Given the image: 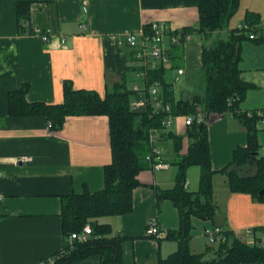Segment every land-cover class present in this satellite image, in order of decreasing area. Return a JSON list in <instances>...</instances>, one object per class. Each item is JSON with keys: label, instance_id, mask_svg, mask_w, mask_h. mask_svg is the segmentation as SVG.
Returning a JSON list of instances; mask_svg holds the SVG:
<instances>
[{"label": "crops", "instance_id": "obj_1", "mask_svg": "<svg viewBox=\"0 0 264 264\" xmlns=\"http://www.w3.org/2000/svg\"><path fill=\"white\" fill-rule=\"evenodd\" d=\"M20 1L30 3L29 20L19 18ZM239 10L241 23L248 11L258 13L264 21V0H240ZM156 20H164L180 31L198 27V0H0V264H41L61 252L66 244L61 214L64 196L103 188L105 165L112 159L107 115H68L61 128H53L44 116L10 114V92L27 85L29 102L61 103L64 82L69 80L75 88L93 89L104 95L128 71L132 49L121 44L125 36L141 33ZM81 22L86 23L87 30H80ZM34 27L48 31L51 40L44 41L40 35L25 31ZM232 28L217 30L212 37ZM188 35L181 48L182 62L175 64L170 57L165 63L174 70L173 79L168 76L174 83L187 72L191 78L199 75L195 71L202 64L204 37L196 31ZM63 37L66 42H62ZM254 42L264 49V41ZM169 43L166 38L168 49ZM263 62L264 57H260L256 64ZM179 68L183 74H178ZM126 75L134 85L145 88V77L136 72ZM174 89L177 98H190L197 92L193 86L182 89L175 85ZM263 108L264 104L258 103L240 107L247 112ZM176 116L158 142L169 166L153 169L148 163L138 174L141 184L134 190L132 211L101 219L111 223L114 235L124 236L122 258L126 264H159L160 259L178 250V240L167 236L179 228L178 209L172 200L157 197L158 188L176 183V153L166 132L171 129L183 136L181 153L189 144L186 115ZM206 122L216 170L213 185L217 213L213 220L194 217L193 222L220 225L247 242L253 237L264 239L260 229L253 237L247 235L249 228L264 226V202L248 193L232 192L228 175L220 171L231 162L238 146H247V127L231 111L210 113ZM257 127L263 150L260 154L264 155V127L259 123ZM24 157L28 160L21 161ZM242 171L254 173L256 165L245 166ZM200 173L198 165L188 169V189H199ZM223 197L228 211L221 207ZM227 216L232 221L230 226ZM154 218L164 227L165 236L147 234L148 223ZM241 230L246 231V239L239 234ZM193 231L191 242L200 236ZM71 264H100V258L92 255Z\"/></svg>", "mask_w": 264, "mask_h": 264}, {"label": "trees", "instance_id": "obj_2", "mask_svg": "<svg viewBox=\"0 0 264 264\" xmlns=\"http://www.w3.org/2000/svg\"><path fill=\"white\" fill-rule=\"evenodd\" d=\"M240 7V0H198V27H185L179 44L169 43V55L174 58L176 49H181L186 36L194 31L203 34L205 39L213 38V32L226 29L232 17ZM18 15L21 21L29 20L30 3L18 2ZM260 21L258 13L246 12L243 22L249 24ZM150 26H145L149 31ZM34 33V28L25 30ZM250 39L247 33L240 32L239 27L223 32L212 43L202 42L200 71L204 77V90L197 91L190 98H177L174 81L168 79V67L159 63L156 68L147 69L145 91L155 82L160 84V96L164 104H169L174 115H192L193 121L188 125L189 140L185 153L183 136L169 129L166 137L174 143L177 165L176 183L173 187L158 188V200L170 199L178 209L180 225L177 230L169 231L168 237L178 240V250L162 258L159 264H264V247L262 238L255 237L249 243L231 230H225L226 240L216 247V255L211 259L205 253L191 250L193 218L213 220L217 213L214 200L213 175L216 170L212 164L210 140L207 122L197 121L198 108L206 115L231 111L247 127L248 144L238 146L233 152L230 163L220 171L228 175L229 188L232 192L248 193L254 199L264 202V155L260 154L258 121L254 113L240 109L247 92L255 86L248 81L240 66L242 44ZM140 67L129 66V72H138ZM126 73V74H127ZM125 73L121 82L104 95L93 89L75 88L71 81L64 82V100L61 103H31L26 99L27 85L10 92L9 110L12 115L44 116L53 128H61L68 115H99L109 118L112 159L105 165L104 187L97 191L85 189L82 193L65 195L62 202V225L66 237L65 248L55 254L53 264H71L92 255H98L100 264H126L122 258L124 236L114 235L112 225L101 219L109 216L123 215L133 209V194L141 182L138 174L148 166L146 159L150 151L149 132L152 127L164 128L163 119L167 111L156 109L152 104L135 110L131 102L136 92L128 86L130 75ZM138 75V74H137ZM264 110V108H263ZM259 152V154H256ZM256 165V172H243L245 166ZM200 166V184L197 191L186 185L188 169ZM90 224L92 234L86 241L70 240L73 232H81ZM262 230L264 226L253 230Z\"/></svg>", "mask_w": 264, "mask_h": 264}, {"label": "built area", "instance_id": "obj_3", "mask_svg": "<svg viewBox=\"0 0 264 264\" xmlns=\"http://www.w3.org/2000/svg\"><path fill=\"white\" fill-rule=\"evenodd\" d=\"M150 30L142 31L141 33L130 32L125 36V39L121 42L125 43L132 49V57L128 60L129 66L140 67L137 74L142 77H146L147 69L156 68L159 63H166L170 60L169 49L165 45L166 38L169 39L170 44H179L183 36L180 30H176L170 24L164 20H156L149 23ZM80 30H87V25L85 22L79 24ZM240 32H245L250 39H263L264 38V21H259L257 23L249 24L247 22H242L238 25ZM42 37L44 41L51 40V34L48 31H45L39 27H34V33ZM186 39L189 38V35H185ZM62 42H66V38H61ZM184 70L182 68L178 69V74H183ZM133 90L136 92L131 105L135 110L141 109L146 105L152 104L156 109H163L167 111V116L163 119V127H152L149 132V143L150 151L146 156V159L150 161L153 169H161L169 166V163L165 160L164 154L160 146L158 145L159 138L163 133L165 128H170L175 119L177 118L171 112L169 104H164L160 96V84L155 82L148 89V95L145 91V88L139 87L138 84H135ZM256 113L260 119L258 123L264 127V110L257 109L249 111V115ZM197 121L206 122V113L198 108L197 111ZM193 121L192 115L185 116V124L189 125ZM28 160L27 157L21 158V161ZM188 185V181L186 182ZM92 226L87 224L81 232H73L70 236V240L78 239L80 241H86L90 238L92 234ZM147 234L155 237H163L167 234L164 227L154 218L149 221ZM225 230L220 225H212L211 227H206L205 234L209 239L211 246H217L220 243L226 240L224 234ZM254 230L249 228L247 230V235L253 237ZM249 243H254L255 238L248 241ZM262 246L264 247V239L261 241ZM55 262V256L44 260L41 264H53Z\"/></svg>", "mask_w": 264, "mask_h": 264}, {"label": "rangeland", "instance_id": "obj_4", "mask_svg": "<svg viewBox=\"0 0 264 264\" xmlns=\"http://www.w3.org/2000/svg\"><path fill=\"white\" fill-rule=\"evenodd\" d=\"M241 10V9H240ZM237 11L236 14L232 17V19L230 20V24L229 26L226 28H232V26H236L239 25L241 23V11ZM228 31V30H227ZM227 31L223 32V35L227 33ZM217 38V36H214L213 38L209 39H205L203 40V42L205 41L207 44L212 43V41ZM195 40H198L196 37L194 38ZM174 58L173 61L175 64H178L182 62L183 59V54H182V50L181 49H176L174 52ZM260 57H264V49L261 47H257V45L255 44V42L253 40H245L243 41L242 44V59H241V67H243L244 69V75L245 78L247 77H253L254 80L251 81L252 83H255V86L253 88H251L248 92L247 95L245 97V99L242 101L241 105H245L247 104L248 107L254 105V104H264V62L259 66H257L256 61L258 60V58ZM169 68V67H168ZM199 72V75L195 74V76L193 78L190 77V73L187 72V74L185 75H180L179 78L175 81V85H177L178 87H182V89H192L195 88L196 91L202 92L204 90V77H203V73L200 71V68H197V70L195 71ZM173 73L174 70L173 68H169L168 69V76L171 77L173 79ZM257 76V78H255ZM256 79V81H255ZM174 81V80H172ZM250 81V80H248ZM255 81V82H254ZM135 82L133 81H129L128 82V86L129 87H134ZM260 152L263 154V150L261 148ZM222 202V209H225L224 211H228V204L226 202V198H222L220 200ZM227 223H229V226L231 225L232 221H229V216H227ZM207 223V222H206ZM198 220L193 222V226H194V235H198L200 233V236H196L193 241L191 242V250L195 251V252H201L204 251L205 253V257L208 259H211L212 257H214L216 255V247H211L210 250H208V246L210 245L209 243V239L207 237V235L205 234V229L206 227H211L212 224L207 223ZM207 225L204 227V225ZM244 230L240 231V235L244 236V238L246 239V231L243 233ZM211 246V245H210Z\"/></svg>", "mask_w": 264, "mask_h": 264}, {"label": "water", "instance_id": "obj_5", "mask_svg": "<svg viewBox=\"0 0 264 264\" xmlns=\"http://www.w3.org/2000/svg\"><path fill=\"white\" fill-rule=\"evenodd\" d=\"M256 154H258V152H256Z\"/></svg>", "mask_w": 264, "mask_h": 264}]
</instances>
